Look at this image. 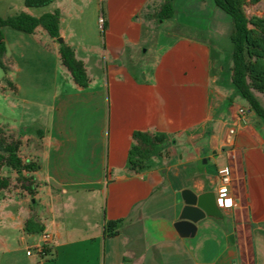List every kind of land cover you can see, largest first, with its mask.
<instances>
[{"label": "crops", "instance_id": "1", "mask_svg": "<svg viewBox=\"0 0 264 264\" xmlns=\"http://www.w3.org/2000/svg\"><path fill=\"white\" fill-rule=\"evenodd\" d=\"M97 1L99 33L85 31L76 0H53L41 13L59 10V37L84 62L85 87L61 63L58 38L41 27L28 33L52 78L40 97L41 127L5 126L21 141L20 157L38 165L33 197L4 189L6 219L19 232L6 261L264 264V122L223 78L231 73V61L225 68L221 59L229 15L213 0H171L170 28L157 37L164 19L154 20L155 10L165 0ZM247 5L251 16H264V0ZM135 130L166 135L139 172L127 168ZM225 167L231 206H220L223 219L205 217L193 236H181L174 225L181 191H213L218 200ZM0 175L16 172L3 167ZM112 220L114 234L106 229ZM43 232L51 240L41 254Z\"/></svg>", "mask_w": 264, "mask_h": 264}, {"label": "trees", "instance_id": "2", "mask_svg": "<svg viewBox=\"0 0 264 264\" xmlns=\"http://www.w3.org/2000/svg\"><path fill=\"white\" fill-rule=\"evenodd\" d=\"M53 0H24L26 7H40ZM260 0H213L214 4L229 15L232 22L230 40L232 85L248 104V107L264 122V105L257 94L264 96V16H247L245 6ZM174 13L171 0L163 1L155 10L154 20L169 18ZM152 18V15H150ZM60 12H46L33 16L21 11L14 15L0 16V67L6 73L2 58L6 51L2 28L10 27L25 33H33L37 27L43 28L50 37H59ZM61 63L70 73L73 81L81 87L87 86L89 76L84 62L76 56L72 46L61 42L59 45ZM7 80V77H4ZM8 84L9 81H8ZM12 85V84H11ZM13 87V86H12ZM132 144L128 151L127 168L139 172L150 165V160L157 155L166 142V135L149 130H135L132 133ZM20 139L15 138L0 126V169L6 167L16 172L15 176L0 175V190L16 184L19 189L33 197L35 179L30 174L37 169V163L24 161L19 155ZM14 179V180H13ZM14 182V183H13ZM119 221H108L106 229L110 234L117 232Z\"/></svg>", "mask_w": 264, "mask_h": 264}, {"label": "rangeland", "instance_id": "3", "mask_svg": "<svg viewBox=\"0 0 264 264\" xmlns=\"http://www.w3.org/2000/svg\"><path fill=\"white\" fill-rule=\"evenodd\" d=\"M76 1L83 10V13H80L79 16L84 21L83 28L85 27V31L91 33L92 30H95L99 33L101 27L99 13L97 12L98 1ZM52 7L50 3L40 7H26L24 0H0V16L6 17L21 11L31 12L32 14L29 13L31 15L41 14L44 11L52 10ZM259 7L257 6L254 11L261 10ZM245 9L247 16H251L253 10L250 5H246ZM169 23V18H165L162 23H159L157 37L160 32L163 37L167 35L166 32L170 28ZM2 33L6 44L2 61L7 70L5 74L2 67H0V126H28V131L33 132L34 129L41 127L43 108L40 97L41 93L49 88L52 73L51 71L47 73L48 68L41 63V54L38 53L41 50H35L32 47L34 45L29 42L31 36L28 33L10 27L2 28ZM221 39L222 44H224L221 52L222 65L226 68L231 61L230 48L233 45L229 37H222ZM4 77H7V80ZM223 78L225 80L230 79L227 71L224 73ZM8 81L10 84H8ZM16 83H20V87L14 90ZM259 97L264 104V96L259 94ZM15 188H18V186L12 184L8 189L14 190ZM6 197L7 192L4 189L0 190V262L2 264H8V261H6L7 249L19 246V232H14L12 224L6 219L7 215L5 214L8 211L7 206L4 204V198ZM23 235L27 237L28 233Z\"/></svg>", "mask_w": 264, "mask_h": 264}, {"label": "water", "instance_id": "4", "mask_svg": "<svg viewBox=\"0 0 264 264\" xmlns=\"http://www.w3.org/2000/svg\"><path fill=\"white\" fill-rule=\"evenodd\" d=\"M62 42V38L58 37ZM183 206L175 222V227L181 236H193L197 223L205 217L223 219V214L213 191L197 193L189 188L181 191ZM232 240V235L229 237Z\"/></svg>", "mask_w": 264, "mask_h": 264}, {"label": "built area", "instance_id": "5", "mask_svg": "<svg viewBox=\"0 0 264 264\" xmlns=\"http://www.w3.org/2000/svg\"><path fill=\"white\" fill-rule=\"evenodd\" d=\"M99 22L103 23V17L99 18ZM246 110L244 108L239 109V113L241 117L244 116ZM235 133V127H230L228 130L229 138ZM220 183L218 186V203L222 207H230L231 206V201H230V192H229V185H230V176L228 169L225 167L221 171V176H220ZM51 240V235L48 232H43L42 233V239L41 243L36 247L38 253L43 254L45 252L46 245L48 242ZM27 254H31V250H27Z\"/></svg>", "mask_w": 264, "mask_h": 264}]
</instances>
